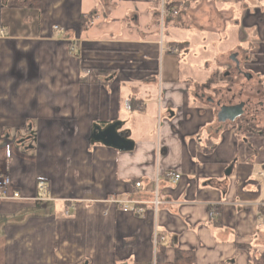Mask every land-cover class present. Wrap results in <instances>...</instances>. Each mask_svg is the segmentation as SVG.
Wrapping results in <instances>:
<instances>
[{"label": "crops", "instance_id": "obj_1", "mask_svg": "<svg viewBox=\"0 0 264 264\" xmlns=\"http://www.w3.org/2000/svg\"><path fill=\"white\" fill-rule=\"evenodd\" d=\"M166 2L162 29L158 0H0V176L20 195L0 201V264H155L156 231L166 264L264 261V129L207 101L264 96V1ZM237 62L251 77L229 87ZM114 124L131 150L94 140Z\"/></svg>", "mask_w": 264, "mask_h": 264}, {"label": "built area", "instance_id": "obj_2", "mask_svg": "<svg viewBox=\"0 0 264 264\" xmlns=\"http://www.w3.org/2000/svg\"><path fill=\"white\" fill-rule=\"evenodd\" d=\"M160 5V23L162 29L165 25V20L168 16H174L178 14V9L175 7H169L166 0H158ZM264 1V0H262ZM163 36V34H162ZM70 53L72 55H77V48L72 47ZM7 155L10 156V151L7 149ZM166 179L172 184L177 185L182 181V176L175 173H169L166 175ZM156 185H159L160 182V175L157 172L154 178ZM141 183L136 185L137 188H140ZM40 187L42 189L43 195L47 192V186L45 183L41 182ZM11 188V179L8 176H0V201L3 199H20L19 194H13L12 196L9 194V190ZM114 202L124 213H131L137 216H144L146 214V208L142 205L132 206L131 203H125L120 201H112ZM151 207L157 216L159 213V209L161 207V202L158 197L151 203ZM259 210L256 215V221L258 223L259 228H264V200L259 203L258 205ZM215 213H212V216ZM167 244V238L163 235L159 234L157 231L155 232L154 236V247L155 251L157 252L161 246H165ZM156 264V262H155Z\"/></svg>", "mask_w": 264, "mask_h": 264}, {"label": "flooded vegetation", "instance_id": "obj_3", "mask_svg": "<svg viewBox=\"0 0 264 264\" xmlns=\"http://www.w3.org/2000/svg\"><path fill=\"white\" fill-rule=\"evenodd\" d=\"M237 74V77H247V74L244 72V69L239 64H235L234 72H229L226 78L229 80V87L233 86L231 80L233 79V74ZM229 92H232V88L228 89ZM218 94V93H214ZM254 95L258 98L254 99ZM214 97L207 98V101L213 105L214 107L219 108L220 103H224L225 106L234 107L241 106L242 115L237 118L235 121L227 120L226 122L232 123L240 130L247 129H264V96L260 94V90L257 89L252 94L246 96V101H238V97L242 96V93L239 95L231 94V95H223L219 99H215ZM242 98V97H241ZM261 118V119H260ZM261 125V126H260Z\"/></svg>", "mask_w": 264, "mask_h": 264}, {"label": "water", "instance_id": "obj_4", "mask_svg": "<svg viewBox=\"0 0 264 264\" xmlns=\"http://www.w3.org/2000/svg\"><path fill=\"white\" fill-rule=\"evenodd\" d=\"M250 77L251 76L247 74V78H250ZM219 108H220V112L218 114V118L220 122H225L227 120L235 121L237 118H239L242 115L241 106L228 107V106H225L224 103H220ZM117 127H118V124L109 126L105 130L96 128L94 132V136H93L94 140L102 142L103 144L107 146L114 147L122 151L131 150L133 148V144L130 142H127L125 137H123L121 134L117 132Z\"/></svg>", "mask_w": 264, "mask_h": 264}, {"label": "trees", "instance_id": "obj_5", "mask_svg": "<svg viewBox=\"0 0 264 264\" xmlns=\"http://www.w3.org/2000/svg\"><path fill=\"white\" fill-rule=\"evenodd\" d=\"M39 2L40 0H4L5 6L9 8H26V7H31V6H37ZM169 7L171 8V6ZM90 23H91V17L83 15L81 18L82 29L89 27ZM165 249H166V246H161L158 249L157 257H156V264H166L164 260ZM194 260H195V257H194L193 252L181 251L177 249L175 260L173 263H170V264H194ZM261 261H263V259ZM260 262L258 261L257 264H261ZM78 264H81V263H78ZM263 264H264V261H263Z\"/></svg>", "mask_w": 264, "mask_h": 264}, {"label": "rangeland", "instance_id": "obj_6", "mask_svg": "<svg viewBox=\"0 0 264 264\" xmlns=\"http://www.w3.org/2000/svg\"><path fill=\"white\" fill-rule=\"evenodd\" d=\"M163 28H164V27H163ZM234 69H235V66L231 65V73L234 72ZM233 76H234V77H237V74L234 73ZM241 83H242L241 85H242V87H243V85L246 84V83H245V79L242 78V79H241ZM237 86H239V85H237ZM245 86H246V85H245ZM236 88H237V87H236ZM252 93H253V92H249V93L247 94V96L250 95V94H252ZM245 94H246V93H245ZM237 95H238V93H237ZM239 95H240V94H239ZM245 96H246V95H245ZM255 98H258V97H256V96L254 95V99H255ZM238 101H244V102H245L246 100H245V98H241V97L239 96V97H238ZM260 119H261V118H260Z\"/></svg>", "mask_w": 264, "mask_h": 264}]
</instances>
